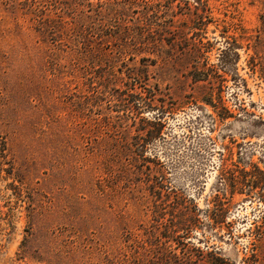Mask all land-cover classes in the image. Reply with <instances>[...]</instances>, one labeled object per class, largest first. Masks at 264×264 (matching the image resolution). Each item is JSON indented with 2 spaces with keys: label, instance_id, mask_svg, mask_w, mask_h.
Wrapping results in <instances>:
<instances>
[{
  "label": "rangeland",
  "instance_id": "374dc122",
  "mask_svg": "<svg viewBox=\"0 0 264 264\" xmlns=\"http://www.w3.org/2000/svg\"><path fill=\"white\" fill-rule=\"evenodd\" d=\"M0 264H264V0H0Z\"/></svg>",
  "mask_w": 264,
  "mask_h": 264
}]
</instances>
